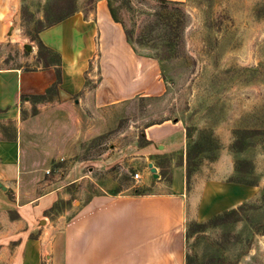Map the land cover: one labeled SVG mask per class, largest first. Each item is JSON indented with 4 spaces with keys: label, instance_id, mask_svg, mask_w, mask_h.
<instances>
[{
    "label": "rangeland",
    "instance_id": "rangeland-1",
    "mask_svg": "<svg viewBox=\"0 0 264 264\" xmlns=\"http://www.w3.org/2000/svg\"><path fill=\"white\" fill-rule=\"evenodd\" d=\"M78 1L84 16L95 13H89L94 0ZM106 1L139 54L159 62L166 91L159 97H136L93 115L90 111L77 114L73 118L81 120L79 126L67 116L71 106H60L64 115L52 117L46 142L40 141L44 127L41 129L38 119L33 120V135L22 131L20 141L23 168L42 170L44 186L36 191L59 186L65 199L51 213L67 210L66 218L94 196L106 199L126 192H152V174L147 163L138 158L144 129L165 120L181 121L184 127L188 122L194 130L191 140L186 139V162L190 156L187 263L264 264V134H255L264 131V0H185L181 5L160 0ZM51 2L0 0V69L43 67L38 60L37 37ZM231 68H258L260 76L250 82L238 78L221 91L224 72ZM94 77L99 79L96 69ZM31 102V114L36 116L43 100L32 98ZM26 114L22 112L24 119ZM54 119L65 121V125L56 126ZM10 128L0 122V137L11 133ZM245 128L253 132L249 147L243 152L232 151L229 146L238 137L237 131ZM207 140L212 148L199 152L196 145ZM45 152L50 161L25 163L29 156L30 160H43ZM240 160L253 165L248 177L258 182L255 198L246 202L238 221L199 226L220 213L209 216L200 211L206 182L236 179L235 163ZM157 164L162 163L154 161ZM135 173L143 178L136 180ZM147 175L149 183L145 185ZM17 190V181L14 187L0 181V191L11 200ZM208 200L212 202V195ZM9 216L13 218L11 212Z\"/></svg>",
    "mask_w": 264,
    "mask_h": 264
},
{
    "label": "crops",
    "instance_id": "crops-1",
    "mask_svg": "<svg viewBox=\"0 0 264 264\" xmlns=\"http://www.w3.org/2000/svg\"><path fill=\"white\" fill-rule=\"evenodd\" d=\"M39 38L61 57L59 82L55 67L0 69V122L11 125V133L0 137V181L13 187L19 183L12 200L0 191V264H186V130L181 121L144 129L149 143L139 146L138 158L152 174V192L94 196L69 218L67 210L51 213L65 199L63 190L36 191L44 186L41 168H23L20 133L33 135V120L44 127L40 141L46 142L52 131L48 123L64 115L60 106H71L67 116L79 126L81 120L73 118L77 114L93 115L136 97H159L166 91L159 62L134 51L106 0L97 1L93 15L77 13L43 30ZM32 98L43 100L36 116ZM46 154L40 156L43 160L29 156L25 163L48 162ZM202 191L200 211L211 216L251 201L259 186L210 181Z\"/></svg>",
    "mask_w": 264,
    "mask_h": 264
},
{
    "label": "trees",
    "instance_id": "trees-1",
    "mask_svg": "<svg viewBox=\"0 0 264 264\" xmlns=\"http://www.w3.org/2000/svg\"><path fill=\"white\" fill-rule=\"evenodd\" d=\"M98 0H94L91 9H89V13H92V11H95L96 8V3ZM164 3H172V4H177L181 5L184 4V2H177V1H171V0H160ZM109 10L111 13V16L114 21L121 23L123 26L122 21L117 17L115 10L111 7V5L108 3ZM82 5L78 0H52L50 3L46 14H45V25H43L41 28H39L38 34H40L43 30L50 28L67 18L80 13ZM153 15L159 16L161 15L160 13H154ZM86 17L87 14H85ZM161 17V16H159ZM124 28V26H123ZM125 31V28H124ZM126 37L128 42H130V38L128 33L125 31ZM169 34V31L168 33ZM182 36V35H181ZM180 36V38H181ZM37 46H38V60L40 61L41 64H43V68H50V67H55L57 70V79L58 82L60 81V65H61V57L58 53L54 52L53 50L47 48L42 41L40 40L39 36L37 37ZM131 44V42H130ZM132 45V44H131ZM134 51L139 54L138 50L132 45ZM163 60V57L160 58ZM224 79L221 83V91H224L228 86H230L235 80L238 78H244V81H251L253 80L252 78L255 76H260L259 74V69H246V68H231L227 71L224 72ZM251 78V79H250ZM217 79V78H216ZM215 79V80H216ZM37 98H42V97H37ZM260 117L259 120H261ZM262 122V128H264V120ZM152 125V124H151ZM150 126V125H148ZM186 139L191 140L192 133L194 130V127L192 124L186 122ZM257 133L262 135L264 134V131H255ZM253 133L252 131L250 132L247 128L237 131L238 137H236L232 143L229 146V149H231L234 152H243L249 147V134ZM144 138V136H143ZM149 142L146 141L144 138L143 144H148ZM199 147V152L201 151H206L212 148V143L211 141L207 140L204 143H200L199 145H196ZM190 156L188 155V160L186 162V173H187V186L189 185V167H190ZM235 172L238 174V177L236 179H232L229 182L232 183H237V184H243L247 186H258V182L255 180L249 179V175L253 173V165L251 162L247 160H240L236 161L235 163ZM138 193V192H137ZM56 205L52 208L55 209ZM247 207V203L241 204L237 208H232V209H226L213 217H211L206 223L199 224V226L203 227L206 225H219V224H224V223H230V222H236L240 219V213L241 211L245 210ZM186 264L187 263V257H186Z\"/></svg>",
    "mask_w": 264,
    "mask_h": 264
},
{
    "label": "built area",
    "instance_id": "built-area-1",
    "mask_svg": "<svg viewBox=\"0 0 264 264\" xmlns=\"http://www.w3.org/2000/svg\"><path fill=\"white\" fill-rule=\"evenodd\" d=\"M134 178H135L136 180H141V179L143 178V176H142L141 173H135V174H134Z\"/></svg>",
    "mask_w": 264,
    "mask_h": 264
},
{
    "label": "water",
    "instance_id": "water-1",
    "mask_svg": "<svg viewBox=\"0 0 264 264\" xmlns=\"http://www.w3.org/2000/svg\"><path fill=\"white\" fill-rule=\"evenodd\" d=\"M149 167L151 168V173H153L154 176L157 177L156 169L152 166V164H150Z\"/></svg>",
    "mask_w": 264,
    "mask_h": 264
}]
</instances>
